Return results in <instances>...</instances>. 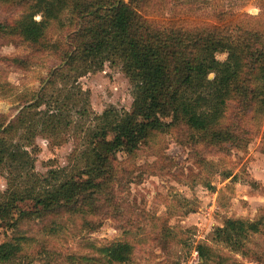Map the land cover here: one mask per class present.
I'll use <instances>...</instances> for the list:
<instances>
[{"label": "rangeland", "instance_id": "1", "mask_svg": "<svg viewBox=\"0 0 264 264\" xmlns=\"http://www.w3.org/2000/svg\"><path fill=\"white\" fill-rule=\"evenodd\" d=\"M143 7V15L155 24L188 31L214 26L239 35V30L264 26V0H147ZM25 12L0 1V23H13ZM75 20L69 14L53 23L45 47L0 35V124L14 122L65 62L69 36L81 24ZM227 58L217 55L221 62ZM78 83L91 112L83 133L70 127L56 139L38 135L32 145L23 131L5 136L8 146L13 136L14 144L26 148L40 180L75 168L96 115L133 109V84L121 63L106 64ZM255 88L240 82L215 131L199 133L166 118V126L152 131L133 151L121 149L110 158L113 169L98 180L101 188L84 191L69 206H57L42 218L21 217L0 229V244L24 239L21 254L9 264H110L100 250L116 242L133 247L126 264H202L196 254L200 244L210 248L206 264H264V106L256 100ZM219 135L226 141L217 140ZM9 173L0 168V192H8V201L14 190H23L10 189ZM20 208L34 210L31 203ZM228 218L261 224L243 253L213 241L214 229Z\"/></svg>", "mask_w": 264, "mask_h": 264}, {"label": "trees", "instance_id": "2", "mask_svg": "<svg viewBox=\"0 0 264 264\" xmlns=\"http://www.w3.org/2000/svg\"><path fill=\"white\" fill-rule=\"evenodd\" d=\"M0 1L26 9L19 20L0 23V35L37 48L46 46L50 26L64 15L73 14L75 21H81L80 28L69 36L65 62L26 102L14 122L0 124V168L10 172V189H23L20 193L14 190L10 201L8 192H0V229L11 227L21 217L42 218L57 206H69L84 191L101 188L98 180L113 169L110 158L121 149L133 151L152 131L165 127L166 118L179 120L199 133L215 131L240 82L255 84V98L264 106V26L239 30V35L214 26L194 31L161 26L143 15L147 0ZM219 54L228 55L227 60L219 61ZM118 63L133 84L132 111L96 115L93 130L84 138L89 143L78 153L75 168L52 172L40 180L32 172L26 148L14 144L13 136L8 146L5 136L23 131L27 145H32L38 135L56 139L70 127L82 132L91 112L79 79L103 71L106 64ZM112 134L114 138H110ZM217 140L226 141L220 135ZM21 178L27 181L25 185H19ZM32 182L38 186L26 185ZM22 203L33 204L34 210L21 209ZM260 227V222L226 219L223 227L214 229L212 238L243 253L246 240ZM23 241L18 237L0 244V264L16 259ZM196 251L206 264L210 248L200 244ZM100 252L110 264H126L133 247L116 242Z\"/></svg>", "mask_w": 264, "mask_h": 264}, {"label": "crops", "instance_id": "3", "mask_svg": "<svg viewBox=\"0 0 264 264\" xmlns=\"http://www.w3.org/2000/svg\"><path fill=\"white\" fill-rule=\"evenodd\" d=\"M228 219H232V218H228ZM218 227H223V223H222V224H220Z\"/></svg>", "mask_w": 264, "mask_h": 264}, {"label": "built area", "instance_id": "4", "mask_svg": "<svg viewBox=\"0 0 264 264\" xmlns=\"http://www.w3.org/2000/svg\"><path fill=\"white\" fill-rule=\"evenodd\" d=\"M196 254L198 255V252H196ZM198 257H199V255H198ZM198 260H199V258H198Z\"/></svg>", "mask_w": 264, "mask_h": 264}]
</instances>
